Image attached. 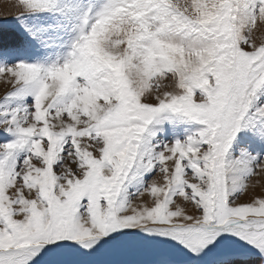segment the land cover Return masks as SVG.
<instances>
[{
	"label": "snow or ice",
	"instance_id": "snow-or-ice-1",
	"mask_svg": "<svg viewBox=\"0 0 264 264\" xmlns=\"http://www.w3.org/2000/svg\"><path fill=\"white\" fill-rule=\"evenodd\" d=\"M0 264H264V0H0Z\"/></svg>",
	"mask_w": 264,
	"mask_h": 264
},
{
	"label": "rangeland",
	"instance_id": "rangeland-1",
	"mask_svg": "<svg viewBox=\"0 0 264 264\" xmlns=\"http://www.w3.org/2000/svg\"><path fill=\"white\" fill-rule=\"evenodd\" d=\"M3 89H2V87H0V91H2Z\"/></svg>",
	"mask_w": 264,
	"mask_h": 264
}]
</instances>
